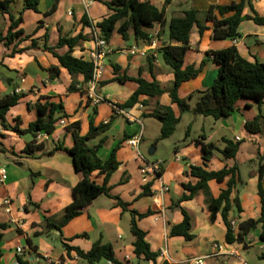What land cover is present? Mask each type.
I'll use <instances>...</instances> for the list:
<instances>
[{
  "label": "crops",
  "instance_id": "obj_1",
  "mask_svg": "<svg viewBox=\"0 0 264 264\" xmlns=\"http://www.w3.org/2000/svg\"><path fill=\"white\" fill-rule=\"evenodd\" d=\"M91 1L92 3L85 8L83 0H40L37 12L25 8L26 0H12L9 5L8 11L15 20L22 17L19 29H22L24 34L32 36L18 49L29 48L32 40L36 41L37 48L28 49L14 57H3L5 49L0 44V97L16 93L17 90V94L22 95L17 105L8 111L6 123L12 126L14 119L18 118L20 128L26 129L37 118L33 106L40 97L61 104L62 108L56 113L59 120L55 131L50 135L40 134L36 144L41 145V149L34 151L30 156L25 155L23 151L32 138L29 135L18 136L0 124V169L6 170L5 181L0 182V223L8 225L2 232L0 264H16L18 258L24 264H57L62 259L65 260V264H86L73 251L67 256L63 244L87 252L97 241L110 244L121 264H195L197 260L202 264H240L242 261L246 264H264V242L259 240L260 229L246 236L244 244H227L226 227L221 216L218 215L213 224L209 223L207 198L202 192L179 204L190 216L189 233L193 239L187 241L181 236L169 235L170 228L183 221L181 211L174 208V204L183 195L188 194L183 185H194L197 182L196 178L188 175L189 166L219 171L226 164H232L231 161H224L219 153H215L204 167L201 154L192 143V140L199 138L201 134L206 137V142L214 143L219 148L223 147L221 142L223 138L232 141L240 139L241 145L235 158L240 181L233 190L232 198L239 199L242 212L238 215L233 209L230 212V220L239 225L243 220L257 219L260 216V199L257 194L259 162L256 159L258 153H264V132L250 135L243 127L245 121H250L257 115V105L251 100L238 101L236 112L227 120L220 122L222 124L218 128L224 129L233 137L222 135L216 141H212L206 134L204 124L211 123L213 126L211 129H214L217 122H208L207 118L199 121L200 116L189 118L188 125L191 129L188 138L185 141L182 139V144H174L173 148L170 145L171 152L168 151L167 155L160 153L157 156L158 145H153L149 147L150 149L144 148L145 137L149 135L145 136V129L138 130L143 119L157 121L151 117L143 118V115H149L156 99L150 100L148 106L142 105L143 109L139 108L140 104L134 105L131 109H124L125 113L133 115L137 120L129 122L124 115L115 112L113 104H124L137 89V84L132 81L124 84L113 82L101 84L113 77V65H116L120 77L127 75L132 78L140 77L148 82L155 80L162 88H171L174 76L171 69L162 62L158 49L169 42L167 31L169 20L172 17H181L184 11L193 9L198 12L197 18L206 30L202 35H199L196 28L191 31L190 53L184 66L193 65L198 68L203 60L206 63L195 79L183 83L178 90L179 98L187 100L192 109L198 98L197 92L209 88L217 74L212 58L207 54L235 46L247 61L253 62L256 58L264 63V27L243 19L239 27V39L213 40L212 23L206 21L209 8L239 3L241 0H172L168 6H164V0H139L149 2L159 9L164 7L165 23L157 24L151 30L156 38L149 46H137L132 36L126 42L117 33L112 35L108 43L111 52L103 64L102 74L95 88V94L105 101L94 104L87 97L88 84L82 86L85 90L84 95L78 91L68 92L71 77L65 69L60 68L58 78L49 79L46 69L59 67V63L51 53L42 49L46 42L50 46L55 45L61 34L70 37L81 35L84 39L74 48L73 56L88 61L92 48L93 28L85 25L83 20L86 19L94 25L108 17L111 11L103 2L112 0ZM249 2L258 16L264 19V0ZM54 5L55 10L47 14ZM248 15L250 10L246 7L242 16L244 18ZM244 23L247 24L242 28ZM8 25V16L0 15L2 35L5 34ZM132 47L139 49L135 55L128 53ZM55 51L63 55L67 52V47ZM140 100H146V97H140ZM158 101L160 105L170 107L174 115L180 118L176 129L184 118L188 117V112L180 114L177 105L171 102L167 94L162 95ZM255 107L256 114L253 113ZM263 110L264 104L261 106L262 114ZM111 117H114V120L109 130L90 139L87 144L92 147L98 145L100 140H104L97 153L101 160H107L111 151L118 146L116 160L119 166L111 175L108 186L113 195L119 196L127 204L128 211H123L113 200L101 195L85 207L79 216L62 227L61 233L48 228L46 223L58 221L63 216L66 206L71 203L72 189L78 182V176L71 157L65 152L57 151L51 157H43V154L52 151L57 145L64 148H71L74 145L72 135L66 129L68 125L79 122L80 134L85 135L90 121L97 126L107 123ZM59 121H63L64 124L60 125ZM160 127L158 123L159 133ZM194 128L200 131L198 137L191 136ZM139 134H142L138 147L141 158H137L135 151L126 144L128 139ZM149 138L152 140V137ZM156 161L161 162L160 179L157 180L153 176L143 179L139 168L143 163ZM92 179L99 185L103 183V177L98 176L96 172L92 174ZM146 185L149 186L150 195L142 196ZM161 186L167 187L168 191L156 193ZM208 187L211 196L217 198L226 188V183L210 181ZM6 198L13 202L11 215L5 214L2 206ZM132 210L138 214L151 212L147 217L137 219V226L145 232V240L150 251L158 254L154 261H147L143 255L137 257L134 254V237L130 233L129 213ZM11 219L21 220V225L13 224ZM251 235L257 239L255 242L250 241ZM27 239L37 247L36 251L28 249ZM214 245H219L222 251L218 252L213 248ZM255 245L261 250L256 256L258 260L248 262L246 255ZM164 247L167 248V257L160 256V250ZM18 248L21 249V255L16 252ZM102 263L108 262L102 260L98 264Z\"/></svg>",
  "mask_w": 264,
  "mask_h": 264
},
{
  "label": "trees",
  "instance_id": "obj_2",
  "mask_svg": "<svg viewBox=\"0 0 264 264\" xmlns=\"http://www.w3.org/2000/svg\"><path fill=\"white\" fill-rule=\"evenodd\" d=\"M39 1L26 0L25 8L37 12ZM171 1L164 0V6L170 5ZM11 2L12 0H0V15H7L9 21L5 34L2 35L0 33V44L5 49L3 57H14L16 54H21L28 49L37 48L36 41L32 40L29 48L18 49L24 41L31 39L32 36L24 34L23 30L19 29L23 21L22 17L20 16L15 20L9 13L8 9ZM249 3V0H241L239 3H231L225 6H211L207 11L206 21L212 23V39L235 41L240 37L239 27L243 19L264 27V19L258 16ZM103 4L111 11L108 17L94 25L90 24L86 19L83 20V23L94 29H98L107 43L110 42L112 35L117 33L123 41L127 42L129 37L132 36L137 46H149L156 38L151 33V30L155 25L165 23L164 7L159 9L149 2L112 0L110 2H103ZM246 7L249 8L250 15L243 18L242 14ZM55 8L56 6L54 5L47 14L52 13ZM197 13L196 10L189 9L184 11L181 17H172L167 26L169 42L158 49V54L164 64L173 73V86L169 89L162 88L155 80L148 82L140 77L132 78L127 75L120 77L118 66L113 65V77L109 81L102 82V85L112 82L124 84L128 81L137 84V89L124 104H113V107L124 110L131 109L136 104L148 106L150 100L156 99L149 115H143V118L151 117L161 124L160 136L156 141L157 143L170 138L180 121V118L174 115L170 107L159 104L158 99L164 94H167L171 102L177 105L180 114L191 111L194 115L205 118L210 117L214 121L227 120L236 112L238 101L251 100L257 105L258 113L252 120L245 121L243 127L250 135L261 134L264 131V115L261 111V106L264 104V63L256 58L253 62L247 61L239 54L235 46L207 54V56H211L217 74L209 88L197 92L198 98L192 109L187 100L179 98L178 90L180 86L191 79H195L206 63L203 60L198 68H195L193 65L184 66L186 58L190 53L191 31L196 28L199 35H202L206 30V27L199 22ZM83 39L81 35L70 37L61 34L55 45L50 46L46 42L42 47L43 50L51 53L59 63V67L46 69L49 79L58 78L60 68H63L71 77L68 92L78 91L82 95L85 94L82 86L92 80L93 74L91 62L73 56L74 48ZM63 47H67V52L59 55L55 50ZM21 97V94L15 92L0 97V124L4 129H10L18 136L29 135L32 138L23 151L25 155L30 156L34 151L41 149V145L36 144L37 135H50L55 131L56 123L59 120L56 113L62 106L59 103L56 104L49 101L46 97H40L33 106L37 114L34 122L30 123L26 129H21L20 120L15 118L14 124L9 126L6 123V115L10 108L17 105ZM140 97H146V100H140ZM113 120L114 117H111L107 123H101L97 126L90 121L89 129L85 135L80 134L79 122L72 123L66 129L71 133L74 145L71 148L57 145L52 151L43 154V157H51L57 151L65 152L71 157L78 176V182L72 189L71 203L66 206L63 216L58 221L46 223L48 228L55 229L61 233L62 227L79 216L85 207L101 195L113 200L115 205L123 211H128L127 204L119 196L113 195L111 188L108 186L111 175L119 166L116 160L118 146L111 151L107 160H101L97 153L104 140H100L98 145L92 147L87 144L90 139L107 132ZM189 131L190 126L186 130L183 141L188 138ZM221 142L223 147L219 148L214 143L206 142V137L203 134L199 138L192 140L194 147L201 154L204 167L207 166V163L213 158L215 153H219L224 161H231L232 164H226L219 171H208L203 167L189 166V172L187 173L191 177L196 178L197 182L194 185H183L184 190L188 194L183 195L174 204V208L181 211L183 221L178 225L172 226L169 235L181 236L187 241L193 239V236L189 233L191 229L190 216L185 209L180 208L179 204L181 201L192 199L198 192H202L207 198L209 223L213 224L217 216H221L226 227L225 242L227 244H244V238L258 228L260 229L259 240L264 242V153H258L257 157L259 162L257 170V194L260 199V216L257 219L241 221L238 225L239 231L235 234L230 225V212L233 209L238 215L242 212L239 199L237 197L232 198L233 190L240 181L239 168L235 162V158L241 142L225 138ZM94 172L98 176L103 177L101 185L92 179ZM210 181L226 183V188L220 192L217 198H213L210 194L208 187ZM146 195H150L148 185L144 186L142 192V196ZM129 213L131 217L130 233L134 237L133 248L135 256L139 257L143 255L145 260L154 261L158 254L150 251L149 244L145 240V232L137 226V219L147 217L151 212L138 214L132 210ZM7 228V224L0 223V242L3 239L2 232ZM26 244L29 250L36 251L37 247L33 245L30 239L26 240ZM63 247L67 251V256L73 251L86 264H98L102 260L111 262L112 264H121L116 259L112 246L110 244H103L101 241L95 242L87 252L67 246L66 244H63ZM1 255L0 250V257ZM16 264H24V262L18 258ZM57 264H65V260L62 259Z\"/></svg>",
  "mask_w": 264,
  "mask_h": 264
},
{
  "label": "built area",
  "instance_id": "obj_3",
  "mask_svg": "<svg viewBox=\"0 0 264 264\" xmlns=\"http://www.w3.org/2000/svg\"><path fill=\"white\" fill-rule=\"evenodd\" d=\"M91 3H92L91 0H83V4H84L85 8H87L88 5H90ZM68 14L70 15V12H68ZM138 51H139L138 48L132 47L128 51V53L130 55H135L136 53H138ZM110 52L111 51H110L109 45L106 42V40L101 36L100 31L98 29L93 28L92 48H91V50L89 52V56H88V62H91L93 65V74H92V80L88 83L87 97L94 104H98L100 102L105 101L104 98H101L95 94V88H96L98 80L102 74L103 64H104L105 60L107 59V56L110 54ZM17 92H18V90L16 91V93ZM139 108L143 109V106L140 104ZM114 110L116 113L124 115L129 122H137V120L133 117V115L125 113L123 110H120L117 108H114ZM59 124L63 125L64 122L59 121ZM39 135H37L36 139H39ZM140 141H141V134H139V135H137L131 139H128L126 141V144L135 151L137 158H141L140 152L138 150ZM236 141L240 142V139L236 138ZM177 161H178V159H177ZM160 169H161V162L156 161V162H151V163H143L142 166L139 168V172H140V175L143 179H146L150 176H153L155 179L158 180V179H160ZM5 179H6V170L4 168H1L0 169V182H4ZM167 191H168L167 187L161 186L160 189L156 193L162 194V193H165ZM2 206H3L5 214H7V215L12 214L13 202L11 199L6 198L5 200H3ZM11 222L15 225H21V220L15 221V220L11 219ZM230 225H231V228L234 231V233L237 234L239 229H238V225L236 224V222L231 221ZM213 248L216 249L218 252L222 251V249L219 245H214ZM16 252L18 255L19 254L21 255V249L20 248H18L16 250ZM160 256L161 257H167V248L166 247H164L160 250ZM107 264H112V263L108 262ZM195 264H202V262L200 260H197L195 262ZM240 264H246V263L244 261H242Z\"/></svg>",
  "mask_w": 264,
  "mask_h": 264
},
{
  "label": "rangeland",
  "instance_id": "obj_4",
  "mask_svg": "<svg viewBox=\"0 0 264 264\" xmlns=\"http://www.w3.org/2000/svg\"><path fill=\"white\" fill-rule=\"evenodd\" d=\"M246 24L247 23H244L242 28H245ZM162 62H163V60H162ZM195 101H197V100H195ZM253 113H255V114L257 113V108L256 107L253 109ZM263 114H264V110H263ZM187 116L188 117H185L184 120L182 121V124L176 129V131L174 132V134H173V136H172L171 139H169V140L168 139L167 140H162V141H159L157 143H156V141H157V139L160 136V133H159V130H158V123L159 122L158 121H156V122L155 121H146V120L143 119V122H142L143 124L141 123L139 125L138 130L145 129L146 130L145 136L146 135H149L150 137H152V140H151V138H149V136H147V138L149 140H147V138L145 137V140H144L145 142L143 143L144 148H147L148 147V149H150L149 147H152L153 145H158L159 151H158L157 156H159L160 153L162 155H167V153L171 152L170 151V145L173 148L174 147V144L175 145L176 144H182V139H184L186 130L190 126V125H188V123L190 121L189 118L190 119H193L194 117H197V115L192 114L191 111L187 113ZM199 118H200L199 119V121H200V120L204 119L205 117L200 116ZM206 118H207V120H209L208 122H213V123L214 122H217V123H215L216 124L215 125L216 127L214 129H211V128H213V126L211 125V123H205L204 124L205 125V128H206V134L209 135V137H211V140L212 141H216L217 139H220V137L222 135H226V137H233L232 134L226 132L224 129H218L219 126H220V124H222L220 122H222L223 120L214 121L210 117H206ZM192 123L196 124L195 121H192ZM190 129H191V127H190ZM198 133H200V131L198 129L194 128V129H192L191 136L192 137H198L197 136ZM141 136H142V134H141ZM150 142H151V144H150ZM148 149H147V151H148ZM256 240L257 239L255 237H253V235H251L250 241L255 242ZM260 251L261 250L259 249V246L258 245L253 246L250 249L249 254L246 255L247 261L250 262V261L253 260V261L257 262L258 259H257L256 256L260 253ZM102 264H104V263H102Z\"/></svg>",
  "mask_w": 264,
  "mask_h": 264
},
{
  "label": "water",
  "instance_id": "obj_5",
  "mask_svg": "<svg viewBox=\"0 0 264 264\" xmlns=\"http://www.w3.org/2000/svg\"><path fill=\"white\" fill-rule=\"evenodd\" d=\"M239 39V38H238ZM152 152H153V150H152Z\"/></svg>",
  "mask_w": 264,
  "mask_h": 264
}]
</instances>
